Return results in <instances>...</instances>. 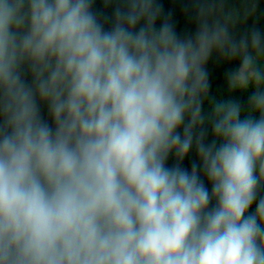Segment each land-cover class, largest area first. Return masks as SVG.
I'll list each match as a JSON object with an SVG mask.
<instances>
[{
  "label": "clouds",
  "instance_id": "obj_1",
  "mask_svg": "<svg viewBox=\"0 0 264 264\" xmlns=\"http://www.w3.org/2000/svg\"><path fill=\"white\" fill-rule=\"evenodd\" d=\"M104 4L0 0V264H264V34L217 0L184 36L158 0ZM214 54L246 106L210 98Z\"/></svg>",
  "mask_w": 264,
  "mask_h": 264
},
{
  "label": "trees",
  "instance_id": "obj_2",
  "mask_svg": "<svg viewBox=\"0 0 264 264\" xmlns=\"http://www.w3.org/2000/svg\"><path fill=\"white\" fill-rule=\"evenodd\" d=\"M162 6L164 14H171L170 20L174 23L177 34L184 36L194 34L196 29L195 14L191 10V0H158ZM219 5L217 16L223 22L233 25L237 37L249 32L253 28L258 29L264 34V0H217ZM93 8L103 17L112 16L113 7H105L104 0H94ZM163 16L157 21V27L160 26ZM105 27H111V21L105 23ZM237 67L236 63H228L220 60L215 54L209 59L206 69L209 73L210 81V98H233L238 100L242 106L247 105L248 95L242 91L230 92L227 84V73ZM30 79V78H29ZM204 111H208V105H204ZM42 113L45 119L48 118L46 106H42ZM51 123V120H49ZM206 128V143H211L213 134L210 125H205ZM177 163L175 156L170 155L166 164L172 167ZM200 164L195 146L190 150L189 154L181 162V167L191 171L192 164ZM200 177L205 183V186L211 193V184L207 178L200 173ZM259 196H264V189L259 191ZM258 196V198H259ZM215 205V200L212 201L210 207ZM254 210V206H253Z\"/></svg>",
  "mask_w": 264,
  "mask_h": 264
}]
</instances>
